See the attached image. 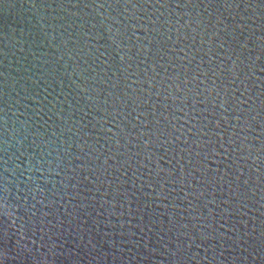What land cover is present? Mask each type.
Instances as JSON below:
<instances>
[{"label":"water","instance_id":"obj_1","mask_svg":"<svg viewBox=\"0 0 264 264\" xmlns=\"http://www.w3.org/2000/svg\"><path fill=\"white\" fill-rule=\"evenodd\" d=\"M0 264H264V0H0Z\"/></svg>","mask_w":264,"mask_h":264}]
</instances>
